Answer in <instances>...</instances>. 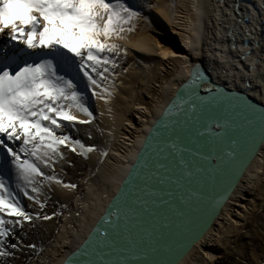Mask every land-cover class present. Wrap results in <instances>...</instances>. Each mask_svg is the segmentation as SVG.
I'll return each mask as SVG.
<instances>
[{
  "label": "bare ground",
  "instance_id": "6f19581e",
  "mask_svg": "<svg viewBox=\"0 0 264 264\" xmlns=\"http://www.w3.org/2000/svg\"><path fill=\"white\" fill-rule=\"evenodd\" d=\"M126 2L142 18L133 21L134 31L125 32V39L113 41L122 48L118 56H113L118 64L114 76L104 82L111 88L114 80L110 103L92 95L69 54L54 59L61 69L60 75L73 79L85 94L87 106L95 116L91 124L67 128L65 132L98 150L85 159L78 152L62 147L64 160L49 168L41 165L46 174L52 175L54 169L58 179L76 184L79 189H64L54 182L49 189L45 183L41 201L47 197L45 204L55 210L51 212L62 211L64 215L60 220L53 217L48 221L25 222L19 232L15 228L21 239L26 234L30 237L23 241L25 248L20 255L32 252L29 245L38 248L30 264H62L85 239L135 160L157 116L196 64L208 68L219 84L242 88L247 82L249 94L264 103V0ZM1 35L9 39L7 30ZM10 146L18 148L20 142ZM101 151H107L108 155L101 156ZM0 176L17 191L11 157L3 148H0ZM29 192L34 195L30 189ZM17 198L27 212L41 215L39 205L20 192ZM263 207L264 142L211 228L179 264H217L218 259L234 258L230 244L236 237L242 238L244 247L253 252L250 264H264V249L258 252L254 248L257 241L264 243V222L255 224L253 220ZM20 257H16L15 264H21Z\"/></svg>",
  "mask_w": 264,
  "mask_h": 264
},
{
  "label": "snow or ice",
  "instance_id": "6c2138e0",
  "mask_svg": "<svg viewBox=\"0 0 264 264\" xmlns=\"http://www.w3.org/2000/svg\"><path fill=\"white\" fill-rule=\"evenodd\" d=\"M141 18V13L129 6L126 0H0V34L7 30L9 40L22 44L27 50H40L61 57L69 54L78 65V73L92 89V95L105 103L111 102L115 84L113 80L110 88L104 82L109 76H114L118 64L113 56H118L122 48L113 41L125 39L123 34L133 32V21ZM124 51L126 55V49ZM15 55L7 45L0 49V57L4 60L13 59ZM60 71L54 59L25 62L15 72L7 66L0 70V148L11 157L17 190L14 192L11 184L0 176V257L13 255L5 245L17 226L53 218L47 214L33 216L27 212L17 198V192L43 209L47 197L43 202L40 197L44 195L45 183L49 189L53 182L64 189L77 188L76 184H66L58 179L54 169L52 175L46 174L41 165L49 168L64 160L62 147L78 152L85 159L98 150L65 132L67 128L91 124L95 116L87 106L85 94L73 79L60 75ZM190 76L192 84L203 79L198 68ZM207 99L213 106L205 119L209 133L207 143L227 144L235 149L239 144L238 135H243L241 130L245 127L237 123V118H243L247 124L253 121L244 115V111L230 115L224 107L226 98L213 96ZM177 107L175 103L170 105L163 115L167 117ZM232 107L237 106L233 104ZM201 108L203 115L204 106ZM243 108L255 111L250 105ZM180 111H184L182 106ZM191 111H196V105L191 106ZM77 113L86 119H80ZM257 119L264 139V111ZM213 125L219 131L213 132ZM196 131L199 137L205 138V132ZM173 133L176 136L174 140L171 139ZM156 137L163 145L158 150L151 143ZM17 141L20 142L18 148L10 146ZM179 141L180 133L175 129L168 130L165 126V132L152 130L140 159L113 198L111 208L114 210L101 217L103 231L100 227L94 228L80 246L81 251L76 255L85 259L69 258L65 264H163L162 261L149 260L141 246L145 237L153 243L154 234L163 238L162 229L170 226L167 210L174 209L171 198L177 189L185 187V178H188L189 185L192 182L193 172L188 170L182 155L189 149L180 147ZM150 149L155 152L154 156L149 155ZM100 154L106 157L108 152L101 151ZM225 155L234 158L232 151ZM218 159L223 161L225 157ZM197 171L203 169L197 168ZM179 199L185 202L183 194ZM10 247L16 249L17 244ZM29 247L35 249L36 246ZM151 251L155 252L156 248Z\"/></svg>",
  "mask_w": 264,
  "mask_h": 264
},
{
  "label": "water",
  "instance_id": "95a60500",
  "mask_svg": "<svg viewBox=\"0 0 264 264\" xmlns=\"http://www.w3.org/2000/svg\"><path fill=\"white\" fill-rule=\"evenodd\" d=\"M244 21L247 22V18ZM197 68L203 78L202 81L198 80L195 84H192L191 76H189L179 86L174 96L152 124L151 129L145 136L144 142L139 148L135 160L118 186V189L123 186L133 167L140 159V155L144 151L146 143H148L152 130L158 129L161 132H165L166 126L168 130L175 129L180 133V147L189 149V151L184 152L182 155L188 164V170L193 172V176L191 177L192 182L189 185L188 178H185L183 182L185 187L177 189L176 194L174 193V197L171 198L174 209L170 208L167 210L170 226L168 229H162L164 233L163 238H159L154 234L153 240L155 242L153 243L145 237L144 244L141 246L147 252L149 260L162 261L163 264H179L194 245L202 239L229 200L245 170L258 154L264 142L259 131L260 122L257 119L259 113L264 111V103L249 94V84L246 82L245 87L232 88L227 83H217L210 70L205 68L202 63L196 64L192 68V71ZM213 96L226 98L224 107L227 108L230 115L244 111V115L253 121L252 124H247V121L243 118H237V123L244 124L245 127L241 130L243 135H238L239 144L235 149L227 144L211 145L206 141L209 133L205 127V119L208 110L213 108L207 98ZM200 98L205 99L202 100ZM174 103L178 107L165 117L163 115L165 110ZM233 104L237 107L233 108ZM192 105H196L195 112L191 111ZM202 105L204 106L203 115ZM244 105H250L255 111L245 110L243 108ZM180 106L183 107L184 111H180ZM198 117L199 119H197ZM197 129L205 132V138L197 135ZM212 131H219V129H216L215 125H213ZM165 134L167 135V133ZM171 139H176L174 133ZM151 143L153 148L157 150L163 146L160 144L159 137L154 138ZM229 151L234 152V158H229L225 155ZM149 155L154 156L155 152L150 149ZM206 156L214 158L204 159L203 157ZM220 156H224L225 159L223 161L218 159ZM197 168H201L203 171H197ZM155 186L160 187L159 185ZM118 189L90 232L96 227H100L101 231H103L101 217L105 216L109 210H114L111 208V205L113 198L118 194ZM180 194L185 196V202L180 201ZM165 198L168 199L167 197ZM145 227H148V225H145ZM88 238L89 234L66 256L62 264H65L66 259L69 258L77 261L85 259V257L77 256L76 254L81 251L80 246ZM153 247L156 248L155 252L151 251ZM140 255L141 259H143L142 252Z\"/></svg>",
  "mask_w": 264,
  "mask_h": 264
},
{
  "label": "rangeland",
  "instance_id": "374dc122",
  "mask_svg": "<svg viewBox=\"0 0 264 264\" xmlns=\"http://www.w3.org/2000/svg\"><path fill=\"white\" fill-rule=\"evenodd\" d=\"M77 188L79 189V187L77 186ZM41 215L47 214L49 216L54 217V220H60L62 218V216L64 215V212H51L55 211L54 208L49 207V205L45 204V207L43 209H41ZM255 224H261L264 222V207L260 210V212L258 213V215L254 216L253 218ZM253 222V225H254ZM252 225V226H253ZM17 232H19V229L21 230L22 227L17 226ZM247 229H250V227L248 226ZM33 231V230H32ZM244 231H247L246 229H244ZM33 235V232H32ZM19 234L16 233V231L14 230L13 235L10 236L8 238V242L5 245V247L7 248V250L9 252H12L13 255L9 256V257H0V264H15V259L16 257L19 255L21 256L20 259L21 264H30L31 262H33V260L36 258L37 255V250L32 248V252H27L24 255H20L19 253L21 252V250L23 248H25L24 246V242L23 241H27L30 237L28 236V234H26V236H24V239H21L20 237H18ZM17 244V248L16 249H12L10 247L11 244ZM257 251H261L262 249H264V243L261 244V242H258L255 244ZM230 251H232L234 253V258H230L229 260H225L223 258L218 259L217 260V264H250L252 263L253 259H254V255L253 252L244 247L243 245V239L240 237H236L230 244ZM238 259V260H237Z\"/></svg>",
  "mask_w": 264,
  "mask_h": 264
},
{
  "label": "built area",
  "instance_id": "2783aa9c",
  "mask_svg": "<svg viewBox=\"0 0 264 264\" xmlns=\"http://www.w3.org/2000/svg\"><path fill=\"white\" fill-rule=\"evenodd\" d=\"M248 20V19H247Z\"/></svg>",
  "mask_w": 264,
  "mask_h": 264
}]
</instances>
